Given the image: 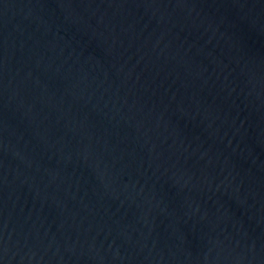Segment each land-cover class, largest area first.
Here are the masks:
<instances>
[{
    "label": "water",
    "instance_id": "1",
    "mask_svg": "<svg viewBox=\"0 0 264 264\" xmlns=\"http://www.w3.org/2000/svg\"><path fill=\"white\" fill-rule=\"evenodd\" d=\"M0 264H264V0H0Z\"/></svg>",
    "mask_w": 264,
    "mask_h": 264
}]
</instances>
